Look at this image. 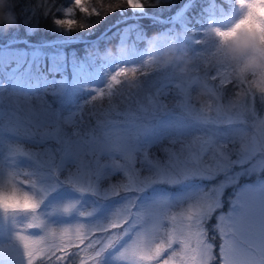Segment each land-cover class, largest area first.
I'll list each match as a JSON object with an SVG mask.
<instances>
[{"label":"trees","instance_id":"1","mask_svg":"<svg viewBox=\"0 0 264 264\" xmlns=\"http://www.w3.org/2000/svg\"><path fill=\"white\" fill-rule=\"evenodd\" d=\"M119 1L122 3L119 4ZM184 1L144 0L145 10L153 16L135 17L125 0H83L90 13L87 15L75 9L76 12L72 15L77 25L83 27L77 26L63 32L56 28L55 19L58 15L63 17L61 7L73 4V0H9L7 8L16 14L17 23L10 28L0 27V43L18 38H27L32 42L72 37L80 39L75 42L64 41L39 46L20 41L0 47V156L16 154L18 170L15 173L20 174L15 175V187L21 193L30 191L42 203L45 198L57 196L59 192L66 197H73V193H79L64 184V179L67 180L65 177L73 173V165L62 171L59 169L60 171L57 172L61 173L55 172L57 175L51 180L48 178L49 182L46 185L38 176L36 165L48 155L46 153L43 157L40 153L48 147V138L43 131H50L54 137L52 147L54 144H59L57 142L72 147L73 144L70 142L73 138L81 140H83L81 137L100 138L103 133H107L109 127L113 124L120 125V122L127 124L128 130L135 133L139 127L131 128L130 125L135 126L134 122H139L142 124L140 136L144 137L146 146L138 152V158L143 156L145 159L149 155V146H152L150 156L167 158L169 153L173 152L174 142L166 139L165 136L162 137L161 131L154 132L150 137L155 139L148 140L149 130L144 127L147 121L158 122L161 119L182 118L183 114L199 116L201 109H204L207 115L216 111L217 101L205 104L192 99L194 87L184 92L171 85L169 86L171 93L168 94L170 98L166 105L161 102L166 99L164 94L155 96L159 106L154 107L150 102V97L155 95L156 88L160 86H156L154 82L158 81L161 84V81L169 75H174L178 80L184 81V79L171 67L161 69L154 63H147V60H140L139 50L142 47L149 50L152 38L158 34L161 47L168 43H176L186 47L193 54L195 47L204 48L206 43L201 44L198 41L193 43L190 37L198 34L201 36L199 41L205 42L208 38L205 36L206 33L202 31L195 33L188 27L206 25L208 14L223 16L235 10L234 6L228 7L227 0H192L178 22L167 23L155 17H172ZM218 4H222L223 11H220ZM122 8H126V13H120ZM109 26L112 27L102 34ZM83 38L90 40L82 41ZM32 50L40 52L41 55L30 54ZM115 50H121L126 59L127 64L124 69L127 70V75L118 76L121 83L114 84L111 89L103 83H99L100 87L96 89L92 88L91 78L81 77L71 66L72 62L83 61L87 68L92 69L107 52ZM61 52L64 53L62 57ZM206 67L207 62L201 65L198 72L194 71L192 74L203 76V69ZM133 68L136 69L135 75L131 71ZM63 83L67 94L65 97L60 96L64 89ZM186 99L189 108L185 106ZM223 100L225 103L240 107L243 103H247L249 98H244L241 90L230 83V86L223 90ZM72 112L75 114L74 125L65 120ZM231 125L233 124L221 126L224 129L220 128L219 131L222 133ZM26 130L35 134L32 140L36 142H29L24 137L23 133ZM237 143H239L238 139ZM26 147L31 154L34 153L32 157L34 161L31 158V160L26 159ZM48 150L52 153L50 147ZM72 160L74 161V158ZM0 166L9 170L7 166ZM44 167L49 169L47 166ZM143 171L146 176L145 171L148 169ZM101 179L113 185L117 183L122 185L125 182L121 173L117 176L109 174ZM0 187L8 188L9 185H0ZM68 189L71 190V194L63 193ZM100 189L104 193V187ZM91 194L89 192L86 194V199L90 202L95 200ZM95 194L97 195L96 192ZM84 198V193L80 192L81 201ZM175 211H178V205L175 206ZM83 214L81 213L80 216L85 215ZM169 214L173 216L172 211ZM0 241H3V238ZM47 254L49 252L44 256ZM77 260L78 257L75 260L70 258L65 264H76ZM45 261L41 256L33 264H44Z\"/></svg>","mask_w":264,"mask_h":264},{"label":"rangeland","instance_id":"2","mask_svg":"<svg viewBox=\"0 0 264 264\" xmlns=\"http://www.w3.org/2000/svg\"><path fill=\"white\" fill-rule=\"evenodd\" d=\"M227 1L229 3L228 7H235L232 13L224 15L223 17L210 15L206 18V25L188 28L192 29L195 33L203 31L208 38L213 28L219 27L221 29H227L232 26L240 16V10L237 8L235 0ZM121 3L122 1H119V4ZM221 5L218 4L220 7ZM71 6H73V4L62 6L60 11L63 17H59L58 15L55 21L63 18L74 19L72 15L76 10H74L71 17L64 16L65 9ZM130 9L132 12L131 14L137 13L136 10L138 9ZM143 9L145 10V7ZM143 9L141 11H143ZM120 13H126V8L120 9ZM55 26L60 31L63 30V32L69 30L57 23ZM190 38L193 43H195L200 40L201 36L195 34ZM206 47L207 45L205 44L204 48L195 47L193 49L194 55L192 54V56L198 69H201V65L205 64L207 61L197 59L196 54L199 52L202 57H208L209 59L214 53V49H212L211 46L207 49ZM147 52V50L141 51L143 59H146ZM30 54L41 55L40 52H35L34 50L30 51ZM63 54L64 53L61 52L60 56L62 57ZM105 56L106 58L102 59L100 64L92 67V71L86 69V64L83 61L80 63L72 62L71 66L80 72L82 76L88 75L91 78L92 88L94 89L100 87L99 83H101V81L103 83L106 82L107 85H111V76L116 75L117 71L121 69L122 61L119 64L117 63V60H121V55L117 53ZM195 72L198 71L195 70ZM192 75L196 76L198 74ZM211 83L216 84L215 81ZM154 84L160 86L156 88L155 95L150 97V102L154 107H157L159 103L155 96L164 94L166 99L161 100V102L166 105L170 98L168 94L171 93L169 86H182L184 81L175 79L174 75H169L161 81V84H159L158 81L154 82ZM63 86L64 89H62L60 96L65 97L67 96L65 83H63ZM216 86L219 87L218 84H216ZM227 86H230V83H228ZM176 89H178V87ZM221 93L222 96L221 99L217 101L216 111L212 114H206L210 117V122L202 123L198 119L199 116H193L192 114H183L184 117L182 118H172L170 120L161 119V121L158 122L155 120L147 121L144 127L149 130L148 140L155 139L150 136H152L154 132L158 133L161 131L162 137L165 136L166 139L174 142L173 152L170 153L179 155L182 161L188 159L190 152H199L202 142L205 140H213L217 146L223 145V151L226 154H230L232 160H236L238 158V152L243 146L238 134L241 131L246 137L244 143L250 148H258L260 142L264 140V126L261 125V121H264V96H261L259 92H257L254 105L249 97L247 103H243L240 107H236L234 104L225 103L223 100V91ZM187 100L188 99L185 100V106L189 108L190 105ZM69 115L65 120L71 125H74V112ZM134 124L135 126L130 125V127L139 128L135 130V133L131 131L134 150L130 155L134 159L133 166L141 172L142 176H145L143 170L148 169V171H145L147 175L150 170L143 163L144 157L138 158V152L146 146L144 144V137L140 136L142 124L139 122H134ZM228 124L233 125L226 127L221 133L219 129H224V127L221 126ZM246 127H251L252 129ZM23 128L25 129V127ZM128 128L127 124H123L122 122L117 126L113 124V126L107 129V133H103V136L100 138L91 137L87 139L81 137L83 140H86V142L81 139L73 138L70 142V144H73L72 147L71 145L65 146L60 142H57L59 144H54V147H52L53 144L51 143H53L54 137L50 131H43L46 138H48V147H45L40 153L43 157L46 153H48V155L46 159L42 158V160L37 163V168L35 170L41 180L45 182V185L49 182L48 178L51 180L57 175L56 173H61L57 172L60 171L59 169L62 171L69 165H73L74 173L77 171V167L81 168L80 179L82 184L88 179L89 175H92L95 179L98 174L99 180L97 182V187L94 190H90L85 185L82 191L80 186L71 183L69 181V176H66L65 178L67 180L64 179V184L67 185L66 187H70L71 190L79 191V193H73V197H66L62 192H59L57 196L53 195L45 198V201L43 203L41 202L40 208L35 213H19L16 214L15 219L10 217L8 220H5L3 214L0 213V240L3 238V241H0V264H28V258L24 254L22 244L16 239V232H21L32 237L29 243L32 245V250L34 252V256L32 257L33 262L37 258L43 256L46 260L44 264H65L70 258L75 260L77 257V262L82 260L79 264H147V262L139 259V250L143 248L145 241H147L149 245L157 241L158 237L154 233L149 232L140 236L139 240H137L136 232L140 230L139 228H133L128 231L127 235L123 234L124 230H121V232L120 229L109 230L110 225L121 217L124 209L130 204H133L134 207L132 208V212L134 217L136 213L142 211L148 205L166 202L167 204L160 206L161 210L167 213L168 216H170L169 212L172 211L173 216L176 217L175 225L177 230L184 231L187 235L188 229L186 225L191 223L188 219V215L192 214L196 216L200 212L199 202L191 198L197 194L205 195L208 197L207 203L211 204L212 200L217 198V194L214 192L215 189H220L218 198L221 202V207L215 208L209 216L204 219L203 227L199 231L196 228L191 229L195 235L189 239V250L186 253L181 252L176 264H180L181 260L184 261V264H192L193 259L196 264H199L202 249H198L197 237L200 238L205 246H207L209 242L212 245L213 257L208 261V264H221L219 248L223 243L224 237H222L219 232L218 226L221 224L219 217L221 215L225 217L224 224L226 226L231 224V221L228 220V216L229 213L233 211V202L247 205L250 212L248 222L241 227V235L251 240L257 239L254 233L258 231V222L262 211V199L258 189L260 183L264 182V170H260L258 151L256 156L249 159L243 166L235 165L230 169L229 174L234 175L235 173L241 172L242 168L248 169L253 166L256 168V171H253L251 174L241 175L234 182H227L226 176L220 173L213 179L201 180L198 177H191L175 185L155 183L143 193L119 192L118 194H114L111 191L113 184L109 182L105 183L101 178L109 176V174L117 176L121 173L125 181L122 185L128 183L125 169L129 163V155L121 151H100L96 153L94 159L89 148L90 146L95 147L96 144L101 141H107L110 144L115 143L117 133L128 130ZM23 135L29 142H36L32 140L35 134L28 130L24 131ZM237 139L239 143H237ZM49 147L52 149V153L49 152ZM151 147L152 146H149V155L146 156L148 160L152 162L167 161L169 155L167 158H162L157 155L153 157L150 156ZM77 155H79V157H76ZM25 156L26 159L31 158L34 161L32 158L34 153L31 154L27 147L25 149ZM72 158H74V161ZM206 162L211 163V160L206 157ZM17 164L18 159L15 153L3 157L0 156V165L9 168V170H5L0 166L1 186L8 185V175L18 170ZM89 165H91L90 168L88 167ZM44 166H47L49 169H46ZM50 171H52V173ZM110 180L112 181V178H110ZM118 184L119 183H117V185ZM222 184L224 186L221 188ZM100 187H104V193L101 191ZM4 188L7 190L6 187ZM71 190L68 189L67 192L63 193L71 194ZM80 192L85 195L82 202V198L80 199ZM87 192L90 194L92 193L91 196H94L95 200H92V202L87 200ZM176 205H178L177 212L175 211ZM66 208L68 211H65ZM81 213L85 215L83 214L84 216H80ZM167 223L171 226L170 222ZM29 224L34 225V227H28ZM80 225L84 226V231H86L88 235L83 243L76 241V244L80 245L79 247H77L76 244H72L67 247L66 251L61 248H56L55 252H50V249L54 248L57 244H68L70 240H75L74 230ZM129 227L131 228L132 225L130 224ZM32 228H35L36 232ZM66 228L73 231L61 241L59 239V234ZM90 229L92 230L90 231ZM52 231L57 233L55 238L52 236ZM117 232H120V238L109 243L113 236L117 235ZM201 232H203V235H200ZM41 237L44 239L41 240ZM35 241L40 242L36 243ZM89 241H91L90 247L88 246ZM172 247L177 251H181L178 244H173ZM46 252H49V254L44 256ZM169 255L170 253H165V256L160 259L168 258Z\"/></svg>","mask_w":264,"mask_h":264},{"label":"snow or ice","instance_id":"3","mask_svg":"<svg viewBox=\"0 0 264 264\" xmlns=\"http://www.w3.org/2000/svg\"><path fill=\"white\" fill-rule=\"evenodd\" d=\"M245 0H238V3L243 5ZM128 7L132 9H143L146 6L144 0H125ZM249 8H252V4L249 3ZM75 9H79L83 13H90V9L85 6L83 0H73V6L68 7L64 11L65 17H71ZM58 25L66 27L71 30L77 26L83 27V25H77L76 21L71 18L57 19L55 21ZM243 23V20L238 22L233 28L227 30H221V28H213L211 33H215L216 37L226 40L232 32ZM198 43L207 45L206 49L211 46L214 49V53L209 60L208 57H202L198 52L196 54L197 59L207 61V67L203 69L204 75H184L181 77L184 79V84L177 85L178 89L186 92L188 89L193 88V84L200 79H208L211 83L215 81L216 84H212L213 87L217 88L219 91L226 90L228 83H231L233 87L239 88L243 93L244 98H251L253 105L255 101V95L257 92L261 96H264V80H256L252 82L239 81L227 79L225 76V64L223 63V56L221 50L218 48L215 40H213L210 35H208L207 41H198ZM147 63H154V58L149 56L147 58ZM161 69H164L158 66ZM195 70L200 69L194 65ZM132 74L135 75L136 69H131ZM127 75L126 69H121L116 73V75L111 76V81L119 85L121 81L118 76ZM198 119L202 123L210 122V117L206 115L204 109H201ZM261 125L264 126V121H261ZM241 139L242 147L238 152V158L236 160L231 159L230 154H226L223 151L224 146H217L213 140H205L202 142L199 152L189 154L188 159L181 160L179 155L174 153H169V157L166 162H152L145 157L143 163L149 168V174L142 176L141 172L138 171L134 165V159L131 157V152L134 150L132 143V133L130 130H125L123 132L117 133V139L115 143H109L107 141H101L96 144L95 147L89 148V151L95 159V155L100 151H121L129 155V163L126 167L128 183L123 185H113L111 191L114 194H118L120 191L124 192H136L143 193L149 187L155 183H168V184H178L188 178L198 177L201 180L213 179L217 174L223 173L226 176L227 182L236 181L239 176L251 174L256 171L255 166L243 169L241 172L230 175V169L235 165L243 166L248 162L249 159L256 156L257 151L259 153L260 160V170H264V140H262L258 148H250L246 143H244L246 137L241 131L238 133ZM206 157L211 160V163L206 162ZM89 168L91 165L88 166ZM20 173H10L8 175L7 184L9 187L5 190L4 187H0V213L3 214L5 220L10 217L15 219L16 214L25 213L31 214L35 213L41 206L40 199L36 195L32 194L30 191L20 192L17 187H15V175ZM26 175V173L24 174ZM81 168L77 167V171L71 173L69 176V181L74 185L80 186L81 190H84V186L90 190H94L97 187V182L99 180L98 174L95 179L92 175H89L88 179L83 182L80 179ZM32 186V185H31ZM224 185H221V188ZM259 192L262 199V211L258 222V231L254 233L256 235V240H251L246 236L241 235V227L246 224L250 218V212L245 204H236L233 202V211L229 213L228 220L231 221L230 225H225V217L221 215L219 220L221 224L219 227V232L222 237H224L223 243L219 248V257L221 264H264V182L259 185ZM220 189H215L214 192L217 194V198L212 200L211 204L207 203L208 197L205 195L197 194L191 199H196L200 205V212L198 215L193 216L188 215V219L191 221L190 224L186 225L188 229L187 235L184 231H178L175 225L176 217L168 216L167 213L163 212L160 208L161 205L167 204L166 202L153 203L146 206L142 211L135 214L133 217L132 208L133 204H130L124 209L121 217L110 225L109 230L120 229L124 230L123 234L127 235L128 231L133 228H139L140 230L136 232L137 240L140 236L145 235L149 232L154 233L158 239L157 241L149 245L145 241L143 248L139 250V259L141 261L147 262V264H176L177 259L180 257L181 252H187L189 250V239L195 235L191 229L196 228L198 231L203 227V221L209 216V214L218 207H221V202L218 198ZM65 211H68L66 208ZM168 219L171 220V226L166 222ZM134 221V222H133ZM132 225L130 228L129 225ZM28 227H34V225L29 224ZM227 229V230H226ZM73 231L70 229H63L59 234V239L64 240L65 236ZM117 232L115 236L109 241L112 243L120 238ZM75 240H70L68 244H57L54 248L50 249V252H55L56 248H61L67 250V247L76 244V241L83 243L88 235L84 231V226L80 225L74 230ZM16 239L21 242L24 249V254L28 258V264H33L32 257L34 252L32 250V245L29 243L32 237L25 235L21 232H16ZM203 235V232L200 233ZM52 236L55 238L57 233L52 231ZM41 240L44 238L41 237ZM39 243L40 241H35ZM102 243V242H101ZM173 244H178L181 251H177L172 246ZM198 249H202L199 264H208V261L212 259V245L207 243L205 246L199 237H197ZM79 247V244H76ZM88 246H91V241H89ZM127 251V249H126ZM125 251V252H126ZM165 253H170L168 258L160 259L165 256ZM180 264H184L181 260ZM192 264H196L193 259Z\"/></svg>","mask_w":264,"mask_h":264},{"label":"clouds","instance_id":"4","mask_svg":"<svg viewBox=\"0 0 264 264\" xmlns=\"http://www.w3.org/2000/svg\"><path fill=\"white\" fill-rule=\"evenodd\" d=\"M9 0H0V27L16 26L17 17L8 10ZM240 10L238 19L227 29L233 28L238 22L243 23L226 39L210 33L223 56L225 76L227 79L252 82L264 80V0H245L244 4L235 0ZM249 3L252 8H249ZM221 29V30H227ZM154 64L164 68H172L178 74L192 75L195 71V60L191 52L176 43H168L161 47L159 35L153 37L149 45ZM192 99L200 103L219 101L222 93L213 87L208 79H200L193 84Z\"/></svg>","mask_w":264,"mask_h":264},{"label":"water","instance_id":"5","mask_svg":"<svg viewBox=\"0 0 264 264\" xmlns=\"http://www.w3.org/2000/svg\"><path fill=\"white\" fill-rule=\"evenodd\" d=\"M183 6H185V4L183 5ZM182 6V9H180L179 11H178V13H177V15H176V17H175V19L174 20H178L179 18H180V16L183 14V11H184V9H185V7H183ZM138 11H140V10H138ZM54 42H56V41H53L52 43H54ZM29 43V42H28ZM30 44V43H29Z\"/></svg>","mask_w":264,"mask_h":264},{"label":"bare ground","instance_id":"6","mask_svg":"<svg viewBox=\"0 0 264 264\" xmlns=\"http://www.w3.org/2000/svg\"><path fill=\"white\" fill-rule=\"evenodd\" d=\"M138 10H142V9H138ZM82 202V201H81Z\"/></svg>","mask_w":264,"mask_h":264}]
</instances>
